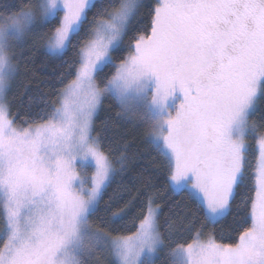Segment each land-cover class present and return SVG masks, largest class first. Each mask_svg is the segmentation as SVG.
Listing matches in <instances>:
<instances>
[{"label":"rangeland","instance_id":"obj_1","mask_svg":"<svg viewBox=\"0 0 264 264\" xmlns=\"http://www.w3.org/2000/svg\"><path fill=\"white\" fill-rule=\"evenodd\" d=\"M94 1L39 0L37 14L0 18V264H152L161 246L152 199L133 235L111 237L88 222L112 172L92 135L107 95L147 129L171 165L174 192L189 190L209 224L227 212L244 173L246 136L255 138L252 227L236 245L198 233L173 252L177 264H264V132L251 118L264 85V0H156L150 34L136 40L100 88L95 73L142 1L121 0L95 24L52 117L16 126L5 99L14 49L36 19L60 14L44 46L60 54Z\"/></svg>","mask_w":264,"mask_h":264},{"label":"trees","instance_id":"obj_2","mask_svg":"<svg viewBox=\"0 0 264 264\" xmlns=\"http://www.w3.org/2000/svg\"><path fill=\"white\" fill-rule=\"evenodd\" d=\"M38 1L0 0V18L22 10L37 14ZM120 3L121 0H95L60 54H53L44 47L46 40L60 27V14L43 22L36 19L30 24L24 43L11 54L15 71L5 94L9 115L16 126L37 125L52 117L61 90L76 76L81 63L80 52L95 24ZM155 5L156 0L141 1L120 44L111 50L109 59L96 71L98 87L107 85L136 40L150 34ZM122 106L117 97L107 95L93 120L92 135L112 164V172L94 209L88 214V222L111 237L133 235L146 217L152 199L159 208L157 230L161 239L152 264H177L173 250L190 244L198 233H210L224 245L238 244L252 227L251 210L256 193L252 155L249 153L241 180L231 189L227 212L209 224L203 205L189 190L174 192L168 159L152 142L147 129ZM251 118L258 132H264V85ZM246 140L248 150L254 152L255 138L248 134ZM5 243V216L0 200V252Z\"/></svg>","mask_w":264,"mask_h":264},{"label":"flooded vegetation","instance_id":"obj_3","mask_svg":"<svg viewBox=\"0 0 264 264\" xmlns=\"http://www.w3.org/2000/svg\"><path fill=\"white\" fill-rule=\"evenodd\" d=\"M248 136V135H247ZM249 153H250V151L248 150V147H247V149H246V155H248L245 159H244V161H245V164H246V160L248 159V157H249ZM245 164L243 165V169H244V166H245Z\"/></svg>","mask_w":264,"mask_h":264}]
</instances>
